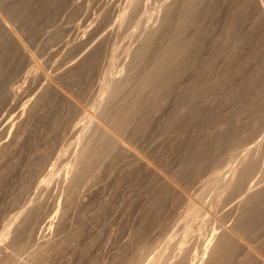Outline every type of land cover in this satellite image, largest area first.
Returning a JSON list of instances; mask_svg holds the SVG:
<instances>
[{
    "label": "rangeland",
    "instance_id": "1",
    "mask_svg": "<svg viewBox=\"0 0 264 264\" xmlns=\"http://www.w3.org/2000/svg\"><path fill=\"white\" fill-rule=\"evenodd\" d=\"M190 2L0 0V264H206L228 233L230 264H264V221L238 225L264 176V0Z\"/></svg>",
    "mask_w": 264,
    "mask_h": 264
},
{
    "label": "bare ground",
    "instance_id": "2",
    "mask_svg": "<svg viewBox=\"0 0 264 264\" xmlns=\"http://www.w3.org/2000/svg\"><path fill=\"white\" fill-rule=\"evenodd\" d=\"M243 2H244V0H243ZM26 3H28V2H26ZM248 3H249V1H248ZM199 0H191V2H190V4H189V10L191 11V12H193V13H195V12H198L199 10H200V8H199ZM247 4V3H246ZM242 6H243V8L245 7V2H244V4H242ZM9 11V10H8ZM263 11H264V9H263ZM191 13H189V15H190ZM7 19V18H6ZM238 18H236V17H230L229 18V26H227V28H228V31H227V37L225 38L227 41L228 40H234L235 39V37H236V33H235V31H236V27H237V24H238ZM4 24H7V23H4ZM260 24V23H259ZM264 24V23H263ZM7 26V25H6ZM1 27V26H0ZM3 27V26H2ZM1 27V28H2ZM4 28V27H3ZM198 36V37H197ZM201 35L200 34H197L196 36L194 35V36H192L191 38H189V39H187V40H185V39H181L182 40V42L181 41H179V42H177L176 43V45L171 49V51H170V53L171 54H173L175 51L176 52H178V55H179V53H180V55L182 56V57H188L189 55H190V50H191V46H194L195 44H196V42H197V40L199 39V37H200ZM8 47V46H7ZM10 48V47H9ZM87 48V47H86ZM5 49H7V48H5ZM4 49V50H5ZM4 50H2V53H3V51ZM1 51V50H0ZM5 54V53H4ZM168 58H171V57H167V61L166 62H162L161 64H158V66H156V67H154V69H153V71L156 73V74H158L159 75V77L161 78V80H160V84H161V82H163L164 83V85H168L169 83H172V82H174V80L175 79H178L180 76H181V74H182V71H180V70H173L172 72H170V71H168V69H169V63H170V61L172 60V58H171V60L168 62ZM166 71H168L169 73H167ZM154 73V74H155ZM151 77H153V76H151ZM162 85V84H161ZM161 99H162V95L161 94H158V93H156L155 95H150L148 98H147V100L145 101V105L142 107V109L145 111V113H147V114H150L153 110H155L156 109V107L158 106V104L160 103V101H161ZM139 107V103H138V101H136L135 99H129L128 101H126V103H125V105H124V107L120 110V111H118V113L116 114V116L114 117V122H113V124H111V129H110V126L107 128L106 127V129H104V141H103V143L105 144V148L103 149V152H102V154L104 153V152H106V151H108L109 150V147L110 146H112V145H114L115 143H116V140H115V138H114V136H113V131H112V129L114 130H118V136L120 135L119 134V129L120 128H122L123 126H124V124L128 121V120H130V118H131V116H132V114L136 111V109ZM139 125V124H138ZM124 127H126V126H124ZM115 132H117V131H115ZM115 136H117L116 135V133H115ZM127 142H129V140L127 141ZM130 143V142H129ZM128 145H130V144H128ZM126 146H127V144H125V148H126ZM257 148V147H256ZM126 149H129V148H126ZM258 149H256V150H254V151H257ZM261 151L263 152V149L262 150H260V153H261ZM251 152V151H250ZM101 153V152H100ZM256 153V152H255ZM258 153V152H257ZM256 153V154H257ZM264 153V152H263ZM252 154V153H251ZM255 154V155H256ZM101 155V154H100ZM252 155H254V154H252ZM258 155V154H257ZM257 155H256V157H257ZM99 157V156H98ZM103 157V156H102ZM249 157V156H248ZM260 158V157H259ZM262 158V157H261ZM258 159L256 158V161H257ZM254 161V160H252V159H250L249 161H247L246 160V162H245V164H243V167L242 168H240L239 169V171H238V176H237V178L236 179H234V186L233 187H231V188H234L235 190H237V191H244V190H242V188H241V186H243V183L245 182V179H247V177L249 176V175H251L255 170H256V174L255 175H257V167H258V164H259V162L257 161ZM260 161V160H259ZM263 162H261V164H262ZM264 167V166H263ZM261 168V167H260ZM259 168V169H260ZM263 169V168H262ZM9 171V170H8ZM261 171H264V169L263 170H261ZM4 173V171H2V172H0V175L2 176V177H4V175L6 174V176H7V173L8 172H6L5 171V173ZM237 174V173H236ZM235 174V175H236ZM259 174H260V172H259ZM259 174H258V177H259ZM262 174V173H261ZM260 174V175H261ZM263 174H264V172H263ZM254 175V174H253ZM263 176V175H262ZM1 177V178H2ZM257 177V176H256ZM257 177V178H258ZM262 178V177H261ZM255 179V178H254ZM251 181H254L253 179H251ZM255 181H256V179H255ZM249 182V181H248ZM253 183H255V182H252L251 184L253 185ZM256 183H258V187H257V189L251 194V196H250V198H249V193L247 192V194H248V198H249V203H250V209H248V211H247V213H244V215L241 217V218H239L240 219V221H239V227L241 228V229H243V230H247V229H249V228H252V226H254L255 224H257L258 222H260V221H264V176H263V178L260 180V183L259 182H256ZM247 184V183H246ZM250 184V183H249ZM245 186V185H244ZM249 186V185H248ZM251 186V185H250ZM249 186V187H250ZM253 186H255V184L253 185ZM239 188H241V189H239ZM256 188V187H255ZM255 188H253V190L255 189ZM227 189V188H226ZM239 189V190H238ZM247 189H249V188H247ZM246 189V190H247ZM234 190V191H235ZM252 191V190H251ZM250 191V192H251ZM229 192V191H228ZM224 194H225V192H223ZM230 193H232V190H231V192ZM239 193V192H238ZM237 193V194H238ZM241 194V193H240ZM223 195V194H222ZM226 195H227V193H226ZM225 195V196H226ZM243 195V194H242ZM246 195V194H245ZM245 195H244V197H245ZM228 196V195H227ZM217 197H218V195H217ZM220 197H221V195H220ZM231 197V196H230ZM240 197V196H239ZM243 197V196H242ZM156 198V197H155ZM155 198L154 199H152L151 200V203H153V201L155 200ZM247 198V199H248ZM219 199V198H218ZM229 200H231V199H229ZM236 200H238V199H236ZM240 200V199H239ZM238 200V201H239ZM217 201V200H216ZM223 202H224V200H222ZM231 202V201H230ZM234 202V201H233ZM243 202V201H242ZM215 203V202H214ZM220 203H221V201H220ZM219 203V204H220ZM238 203H240V202H238ZM218 205V204H217ZM223 205V204H222ZM249 205V204H248ZM231 206V205H230ZM237 206H239V204L237 205ZM213 210H214V208H213ZM219 210H221V208L219 209ZM223 210V209H222ZM224 211V210H223ZM223 211H222V213H223ZM220 213V212H219ZM221 214V213H220ZM226 214V213H225ZM240 214H242V213H240ZM215 215V214H214ZM237 215V214H236ZM213 216V215H212ZM220 216V215H219ZM238 216H240V215H238ZM209 217V216H208ZM207 217V218H208ZM217 217V216H216ZM211 218V217H210ZM214 218H215V216H214ZM218 218V217H217ZM237 219H238V217H236ZM218 219H220V218H218ZM218 219H216V220H218ZM236 219V220H237ZM216 220H214V221H216ZM221 220V219H220ZM211 222H212V220H211ZM218 222V221H217ZM221 222H223V221H221ZM237 221H235V223H236ZM204 223V222H203ZM206 223L207 222H205L204 224L206 225ZM209 223V225H210V221L208 222ZM216 222H214V224H215ZM219 223V222H218ZM218 223H217V225H218ZM222 224V223H221ZM237 224V223H236ZM204 225V226H205ZM208 225V224H207ZM217 225L215 226V227H217ZM211 226H212V224H211ZM233 226V225H232ZM203 227V226H202ZM201 227V228H202ZM205 228H207V226L205 227ZM211 229H212V227H210ZM233 228V227H232ZM231 228V229H232ZM237 228V227H236ZM203 229V228H202ZM230 229V230H231ZM235 229V228H234ZM200 231H201V233L203 232V230H201V229H199ZM214 230H215V228H214ZM230 230H227V231H230ZM233 230V229H232ZM207 231V230H206ZM210 231V230H209ZM213 231V230H212ZM227 231H225V232H227ZM238 231V230H237ZM237 231H236V233H237ZM230 232H232V233H234L235 231H230ZM199 234H200V232H198ZM207 233H209V232H207ZM213 233V232H212ZM211 233V234H212ZM224 233V232H223ZM203 234H205V233H203ZM235 234V233H234ZM241 234H242V232H241ZM247 234V233H246ZM206 235H208L209 236V234H205V236ZM213 235V234H212ZM228 235L229 236H231L230 235V233H228ZM228 235H220L219 236V238H221V239H219V238H217V239H219L218 240V242L215 244V246H214V248L211 250V261L209 262V263H206L208 260V257H207V259L205 258V260H207L205 263L206 264H230V262H231V258H232V256H231V254H232V252L234 251V249L237 247V243L239 242H236V238L233 240L232 238H230ZM239 235V234H238ZM237 235V236H238ZM201 237H202V235H200ZM211 236V235H210ZM233 236V235H232ZM196 237H198V236H195V239H197ZM234 237V236H233ZM236 237V236H235ZM240 237V236H239ZM242 237H244V235L242 236ZM241 237V238H242ZM203 238H205V237H203ZM246 238V237H245ZM244 238V239H245ZM206 239V238H205ZM208 239V238H207ZM206 239V240H207ZM243 239V240H244ZM237 240H238V238H237ZM242 239H240V241H241ZM242 240V241H243ZM194 241V240H193ZM204 242V241H203ZM195 243H196V241H195ZM194 243V244H195ZM239 243H241V242H239ZM187 244V243H186ZM202 244V243H201ZM200 244V245H201ZM193 245V244H192ZM197 245V244H196ZM199 245V246H200ZM213 245V244H212ZM211 245V246H212ZM195 247V246H194ZM198 247V246H197ZM238 248V247H237ZM193 249V248H192ZM191 249V251H193ZM194 252H197V250L195 251L194 250ZM194 255V254H193ZM197 255V254H196ZM209 255V254H208ZM195 256V255H194ZM193 258V257H192ZM210 260V259H209ZM192 262V261H191ZM181 264H183V263H181Z\"/></svg>",
    "mask_w": 264,
    "mask_h": 264
}]
</instances>
